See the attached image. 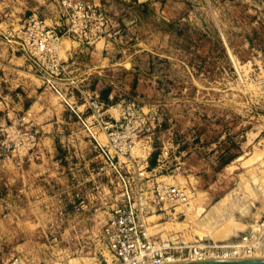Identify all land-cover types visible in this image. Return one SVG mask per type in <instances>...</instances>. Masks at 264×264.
I'll return each instance as SVG.
<instances>
[{
    "label": "rangeland",
    "instance_id": "rangeland-1",
    "mask_svg": "<svg viewBox=\"0 0 264 264\" xmlns=\"http://www.w3.org/2000/svg\"><path fill=\"white\" fill-rule=\"evenodd\" d=\"M31 19L56 83L10 38ZM125 194L171 252L264 249V0H0V264H113Z\"/></svg>",
    "mask_w": 264,
    "mask_h": 264
},
{
    "label": "built area",
    "instance_id": "built-area-1",
    "mask_svg": "<svg viewBox=\"0 0 264 264\" xmlns=\"http://www.w3.org/2000/svg\"><path fill=\"white\" fill-rule=\"evenodd\" d=\"M14 36L16 37L10 38L17 40V44L22 51L42 71L45 81L48 84L56 83L53 77L62 73L64 69V65L58 59L60 37L53 30L45 27L41 19H31ZM94 105L97 107L96 104ZM105 127L108 128V124H105ZM106 156L108 157L107 154ZM132 197L125 194L119 198V202L103 227L102 239L111 252L114 259L113 264H161L171 262L165 261L173 253L171 247L168 246V242H163L149 234L143 220L146 211L138 204L137 197ZM186 198V191L179 187H170L161 193V199L165 200L185 201ZM258 241L259 239L244 235L240 240L225 245L210 242L195 243L187 247L188 252L198 251L203 253L204 257L186 260L232 257L224 255L210 256V254L222 253L223 249H238L239 251L243 247L247 249V252H250V249L254 247L250 244H255Z\"/></svg>",
    "mask_w": 264,
    "mask_h": 264
},
{
    "label": "bare ground",
    "instance_id": "bare-ground-1",
    "mask_svg": "<svg viewBox=\"0 0 264 264\" xmlns=\"http://www.w3.org/2000/svg\"><path fill=\"white\" fill-rule=\"evenodd\" d=\"M155 216H158V215H153V216H151L152 217V219H153V217H155ZM209 216H210V214H209ZM147 219V218H146ZM149 219H151V218H149ZM206 222V220H203V222ZM203 225H205L204 223L203 224H201L200 225V228H201V230H204L203 232H205L206 231V227H203ZM157 226V225H156ZM259 226V225H258ZM262 226V225H261ZM263 226H264V224H263ZM260 227V226H259ZM263 228V227H262ZM261 228V231L263 230ZM211 229L209 228L208 229V231H210ZM254 232H256V228H254ZM260 231V230H259ZM229 232V231H228ZM227 232V233H228ZM210 232H206V234H209ZM257 233V232H256ZM261 232H259L258 234H260ZM252 235H254L253 234V232L251 233ZM261 235V234H260ZM211 236V235H210ZM247 236H249V235H246V237ZM255 236V235H254ZM216 237V236H215ZM220 237V236H219ZM218 237V238H219ZM258 237H260V236H258ZM253 239V238H252ZM260 241V240H259ZM258 243V242H257ZM263 243V242H262ZM260 244H261V242H260ZM250 245H254V247L253 248H251L250 249V252H247V249L246 248H242V249H239V251H238V249H236V250H233L232 248V250H228V249H223V252L221 253V252H219V253H212V254H210V256H221V255H224V256H232V257H264V249L262 250L261 248H259V247H257V245H255V244H250ZM262 245V244H261ZM191 246H192V244H191ZM259 246V245H258ZM176 248H178V247H176ZM174 249V252L173 253H171L169 256H170V258L169 259H167V260H165V261H179V260H186V259H190V258H197V257H204L203 256V253H200V252H188V250L187 251H185V250H183L182 249V247H179L178 249ZM112 256V255H111Z\"/></svg>",
    "mask_w": 264,
    "mask_h": 264
},
{
    "label": "water",
    "instance_id": "water-1",
    "mask_svg": "<svg viewBox=\"0 0 264 264\" xmlns=\"http://www.w3.org/2000/svg\"><path fill=\"white\" fill-rule=\"evenodd\" d=\"M161 264H264V257H209L196 260H179Z\"/></svg>",
    "mask_w": 264,
    "mask_h": 264
}]
</instances>
